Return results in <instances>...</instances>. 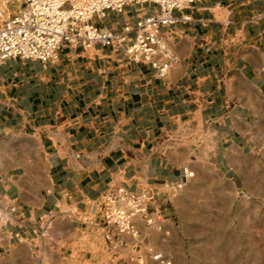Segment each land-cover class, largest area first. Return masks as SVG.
I'll return each mask as SVG.
<instances>
[{
	"label": "crops",
	"instance_id": "obj_1",
	"mask_svg": "<svg viewBox=\"0 0 264 264\" xmlns=\"http://www.w3.org/2000/svg\"><path fill=\"white\" fill-rule=\"evenodd\" d=\"M0 4L3 17L20 5ZM156 10L94 22L119 30ZM173 15L164 76L112 44L0 63V264H127L149 234L169 236L175 191L200 158L222 172L262 138L264 0H194ZM120 186L158 193L148 212L161 228L138 219L137 239L104 238L98 202Z\"/></svg>",
	"mask_w": 264,
	"mask_h": 264
},
{
	"label": "built area",
	"instance_id": "obj_2",
	"mask_svg": "<svg viewBox=\"0 0 264 264\" xmlns=\"http://www.w3.org/2000/svg\"><path fill=\"white\" fill-rule=\"evenodd\" d=\"M19 6L6 17L0 4V63L11 57L53 60L64 44H112L123 49L133 60L146 62L159 76H164L175 63L161 28L175 22L173 11L190 5L194 0H16ZM146 2L157 5L156 12L142 13L133 21L124 22L119 30L97 25L107 12H123L125 6ZM138 10V9H136ZM182 20L188 17L183 15ZM155 191H131L122 186L106 192L100 198L98 225L104 238L114 234H139L137 220L150 225L154 219L148 205L156 199ZM45 234V227L40 231ZM154 259L162 260L160 253Z\"/></svg>",
	"mask_w": 264,
	"mask_h": 264
},
{
	"label": "rangeland",
	"instance_id": "obj_3",
	"mask_svg": "<svg viewBox=\"0 0 264 264\" xmlns=\"http://www.w3.org/2000/svg\"><path fill=\"white\" fill-rule=\"evenodd\" d=\"M206 159L175 191L169 236L149 234L127 264H264V133L222 172Z\"/></svg>",
	"mask_w": 264,
	"mask_h": 264
}]
</instances>
